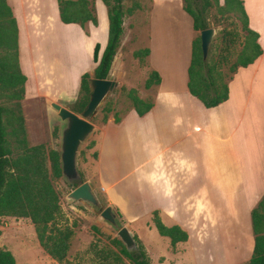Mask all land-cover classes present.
Listing matches in <instances>:
<instances>
[{"label":"crops","instance_id":"1","mask_svg":"<svg viewBox=\"0 0 264 264\" xmlns=\"http://www.w3.org/2000/svg\"><path fill=\"white\" fill-rule=\"evenodd\" d=\"M6 3L16 21L19 67L26 76L21 104L46 99L69 109L81 75L92 74L97 65L96 43L98 59L106 46L105 4L94 0L97 24L87 22L84 30L61 21L57 0ZM149 5L147 78L156 71L160 79L144 90H151L153 105L142 116L127 107L119 122L113 111L108 114L97 143L96 180L135 233L144 232L140 222L151 226L147 231L156 228L151 216L157 210L165 225L187 232V241L175 245L183 256L191 252L195 264L203 256L206 263L248 261L254 244L250 212L264 195V2L243 0L262 53L237 69L227 99L210 108L187 86L195 30L183 1L149 0ZM125 16L109 72L115 79L121 73L116 63L126 37ZM70 44L74 65L66 66L62 52L68 53ZM217 249L232 251L217 261Z\"/></svg>","mask_w":264,"mask_h":264},{"label":"trees","instance_id":"2","mask_svg":"<svg viewBox=\"0 0 264 264\" xmlns=\"http://www.w3.org/2000/svg\"><path fill=\"white\" fill-rule=\"evenodd\" d=\"M107 9L108 38L100 59L97 54L99 44L93 51V59L97 62L93 73L84 72L80 78L77 98L69 109L80 113L89 100L90 78H106L112 62L120 46L124 27L123 21L126 11L123 0H101ZM183 9L191 16L193 29L201 31L209 28L206 19L208 9L215 5L222 14L235 13L240 19L242 47L232 63L227 82L218 81L210 66L202 57L200 36L192 41L191 61L188 67L189 92L197 97L205 107L217 106L228 97V82L239 67H246L262 53L258 43V33L248 25V17L244 9L243 0H182ZM59 16L63 23H76L83 29L87 22L97 24L94 0H57ZM224 54L219 55L218 62H227L231 48L239 39V33L231 27L222 31ZM149 50H136L135 57L146 56ZM156 71L150 73L145 87L159 82ZM26 76L21 72L18 61V30L15 18L6 0H0V225L2 217L28 218L34 226L39 245L52 259L60 264H72L68 258L71 238L74 234L70 226H60L57 218L60 212L59 193L55 189L54 180L62 176L59 152L48 147L46 143L29 145L25 124V117L21 105L24 95ZM124 89V88H123ZM133 108L140 116L144 115L153 105V98L142 99L135 89L126 90ZM70 104V105H71ZM126 109V108H125ZM113 111L115 122H119L124 109L113 110L106 108L107 115ZM94 160L97 151L92 154ZM97 192L102 203L107 206L108 201L99 186ZM122 223H126L122 213L114 207ZM251 228L254 244L248 264H264V195L256 206L251 209ZM151 220L160 235L169 238L170 245L185 242L187 232L177 224L165 225L157 210L152 212ZM137 244L135 251L129 252L118 239H112L111 248H92L96 256L94 264H150L137 235L133 233ZM0 264H17L14 254L0 247Z\"/></svg>","mask_w":264,"mask_h":264},{"label":"rangeland","instance_id":"3","mask_svg":"<svg viewBox=\"0 0 264 264\" xmlns=\"http://www.w3.org/2000/svg\"><path fill=\"white\" fill-rule=\"evenodd\" d=\"M254 1L264 2V0ZM220 2L222 3L221 0ZM123 7L126 11V37L116 63L121 72L116 75V79L117 81H123L124 84L117 83V86L105 96L97 107L96 113L91 118L95 129L81 143L76 158V166L81 179L83 181L91 180L95 189L96 185L99 186V184L96 180V167L92 154L97 149L103 117L107 115L106 108L121 111L130 106L126 92L129 86L127 84H130V88H134L140 95H144L147 98L152 97L151 90H144L147 80L145 56H134L136 50H145L149 45V25L146 20L150 7L149 0H123ZM206 19L209 22V27L214 28V35L207 57L204 60L210 66L214 65V68H212L213 74L218 77V81L227 82L232 63L236 60L242 47L241 42L244 32L240 30V19L235 13L222 14L215 5L208 9ZM225 27H231L236 30L239 33V39L231 48L227 62L220 64L218 62L219 55L225 53L221 50L223 47L222 31ZM198 36H200V31H195L194 39ZM67 48H69L68 53L64 52L63 54L62 52L63 61L66 66H72L74 65L72 58L76 50L73 48L74 51H72L71 44ZM116 79L114 78V80ZM44 100H33L32 102L21 104L29 145L46 143L48 147L59 150L61 121L54 111L51 110V106L47 104V101ZM69 106L72 107V104H69ZM54 186L59 193L60 203L57 223L60 226H70L74 232L70 241L71 246L68 258L72 264H94L96 256L92 248H111L112 239L118 238V230L108 223L100 221L98 219L100 210L93 205L67 199L66 196L73 189V186L64 177L61 176L55 179ZM118 219L120 220L119 216ZM140 223V227H143L141 229L144 230L141 235L140 233H135V228L132 226L130 229L142 243L150 258V264H195L191 252L183 256L182 247L171 246L168 238L160 235L156 228L152 231H147L146 229L151 228V226H144L145 222ZM121 224L124 225L122 222ZM138 224L136 223L134 226H138ZM0 247L10 250L14 254L17 264H60L43 251L37 240L34 226L28 218L10 216L1 218ZM216 251V260L218 261L222 256L226 255V252L229 253L232 250L217 249ZM205 259L204 256L201 257L199 264H222V261L220 263L213 261L206 263ZM226 264H248V261L243 260Z\"/></svg>","mask_w":264,"mask_h":264},{"label":"water","instance_id":"4","mask_svg":"<svg viewBox=\"0 0 264 264\" xmlns=\"http://www.w3.org/2000/svg\"><path fill=\"white\" fill-rule=\"evenodd\" d=\"M214 35V28L209 27L200 31V46L202 57L205 59L209 46ZM90 95L84 109L78 114L57 102H48L51 110L61 121L60 134V167L61 174L72 186L73 189L66 198L72 201L86 202L100 210L98 219L115 227L118 239L131 252L137 249L136 241L128 224L122 225L118 215L111 205L104 206L101 202L97 190L91 180H82L76 166V158L79 147L95 129L91 118L96 113L97 107L112 91L117 82L113 74L109 73L106 78H90Z\"/></svg>","mask_w":264,"mask_h":264}]
</instances>
